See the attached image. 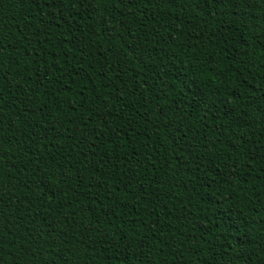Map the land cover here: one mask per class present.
I'll return each instance as SVG.
<instances>
[{
  "label": "trees",
  "instance_id": "obj_1",
  "mask_svg": "<svg viewBox=\"0 0 264 264\" xmlns=\"http://www.w3.org/2000/svg\"><path fill=\"white\" fill-rule=\"evenodd\" d=\"M261 41L264 0H0V264H264Z\"/></svg>",
  "mask_w": 264,
  "mask_h": 264
},
{
  "label": "snow or ice",
  "instance_id": "obj_2",
  "mask_svg": "<svg viewBox=\"0 0 264 264\" xmlns=\"http://www.w3.org/2000/svg\"><path fill=\"white\" fill-rule=\"evenodd\" d=\"M47 2L51 5L52 0H47ZM97 3H100V0H96ZM130 2V0H129ZM261 45L264 46V41H261ZM208 56H211V53H207ZM260 59V63L264 65V52H258L256 57H253V59ZM203 59L204 68H201V62ZM213 69V63H209L207 61V57H204L202 53L199 52L197 49H193L192 53H190L187 66L181 65L177 71L183 70L185 73V77L187 80V87L191 89V103H190V111L183 113L185 116H188L190 119L188 121L189 124H192V121L196 118V114L201 108L204 106V95L202 94L196 85L193 84V81H197L198 83L203 81L205 83V86H207L206 82L213 80V77L216 75L215 72L212 73V75H207V71H211ZM207 70V71H205ZM220 72H223V69L221 68L219 70ZM203 72V75H202ZM216 84H213L212 87H216ZM261 87H264V85H260ZM208 91H211V88H208ZM177 132L180 131L179 126L175 129ZM252 158V157H250ZM264 183V181H262ZM259 195L257 196L256 200L254 201V209L258 208L260 210H264V187L259 188L256 190ZM226 199H230V197H226ZM260 221L264 223V214H260L258 212ZM233 222L235 221V217L232 218ZM251 232V229H249V233ZM253 237L250 236H242V244L240 252L237 253L238 259L240 260V264H250L249 258L247 257V249L246 244L251 243ZM254 246V245H253Z\"/></svg>",
  "mask_w": 264,
  "mask_h": 264
}]
</instances>
